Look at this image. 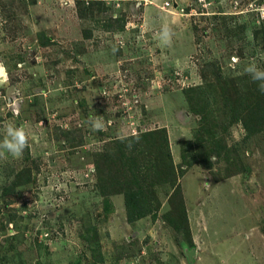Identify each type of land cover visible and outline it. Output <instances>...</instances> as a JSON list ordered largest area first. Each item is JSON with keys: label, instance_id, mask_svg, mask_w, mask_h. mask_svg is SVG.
I'll return each instance as SVG.
<instances>
[{"label": "rangeland", "instance_id": "1", "mask_svg": "<svg viewBox=\"0 0 264 264\" xmlns=\"http://www.w3.org/2000/svg\"><path fill=\"white\" fill-rule=\"evenodd\" d=\"M250 62L264 0H0V264H264Z\"/></svg>", "mask_w": 264, "mask_h": 264}, {"label": "clouds", "instance_id": "2", "mask_svg": "<svg viewBox=\"0 0 264 264\" xmlns=\"http://www.w3.org/2000/svg\"><path fill=\"white\" fill-rule=\"evenodd\" d=\"M171 29L168 26H164L161 29L160 37L166 43L171 40ZM246 73L250 76L253 82H259V90L264 93V68H260L254 62H250L245 68ZM94 131L101 130L103 127L102 121L97 117L89 121ZM29 137L23 127H17L9 125L6 129V135L3 140H0V156L5 153L11 155L14 158H19L23 155L25 148L28 146ZM129 150L132 148V144L127 145Z\"/></svg>", "mask_w": 264, "mask_h": 264}, {"label": "trees", "instance_id": "3", "mask_svg": "<svg viewBox=\"0 0 264 264\" xmlns=\"http://www.w3.org/2000/svg\"><path fill=\"white\" fill-rule=\"evenodd\" d=\"M244 124L246 128L248 129L249 132H255L258 127H253V124L259 126L264 125V106H258L257 109L252 110L248 113V115L243 116ZM178 178V177H177ZM177 178H175L177 180ZM128 205V211H129V216L132 219H136L139 216L143 215L142 207L140 209H137V205L135 208H133V203L131 207V201L128 199L127 201Z\"/></svg>", "mask_w": 264, "mask_h": 264}, {"label": "water", "instance_id": "4", "mask_svg": "<svg viewBox=\"0 0 264 264\" xmlns=\"http://www.w3.org/2000/svg\"><path fill=\"white\" fill-rule=\"evenodd\" d=\"M175 6H177V4L175 3Z\"/></svg>", "mask_w": 264, "mask_h": 264}, {"label": "bare ground", "instance_id": "5", "mask_svg": "<svg viewBox=\"0 0 264 264\" xmlns=\"http://www.w3.org/2000/svg\"><path fill=\"white\" fill-rule=\"evenodd\" d=\"M0 71H1V69H0Z\"/></svg>", "mask_w": 264, "mask_h": 264}]
</instances>
